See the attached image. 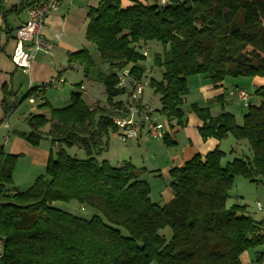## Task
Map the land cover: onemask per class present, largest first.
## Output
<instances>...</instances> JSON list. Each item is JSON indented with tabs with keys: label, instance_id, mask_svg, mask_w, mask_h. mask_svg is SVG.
<instances>
[{
	"label": "trees",
	"instance_id": "16d2710c",
	"mask_svg": "<svg viewBox=\"0 0 264 264\" xmlns=\"http://www.w3.org/2000/svg\"><path fill=\"white\" fill-rule=\"evenodd\" d=\"M4 1L0 24L11 14ZM87 21L85 39L107 67H98L87 49L69 54L68 64H77L85 80L103 86L106 103L88 106L78 84L69 105L52 108L44 101L37 109H48L49 118L31 113L23 120L29 133L21 136L30 146L38 147L44 138L58 146L49 153L44 176L24 192L10 193L18 156L0 149V264H241L242 253L264 246V223L246 215L245 206L227 208L226 202L234 178L264 176V86L254 90L259 104L247 107L240 126L229 113L213 116L208 107L189 105L202 123L197 130L202 140L228 135L246 140L252 159L222 166L224 153L218 148L195 155L169 171L172 199L164 207L151 201V189L140 179L144 168L111 166L97 158L106 152L117 121L128 115L117 74L130 67L139 79L149 70L141 54L144 44L161 45V53L152 57L161 79L148 78L159 97L154 111L167 124H184L188 78L205 76L212 86L227 77L264 79V0H166L127 8L119 0H100L88 10ZM41 86L19 98L1 85L0 126ZM162 144L174 146L167 136ZM73 147L86 159L70 157L65 149ZM72 201L99 213L106 224L98 216L83 220L52 207ZM166 228L169 239L160 234ZM255 255V264L264 259L263 253Z\"/></svg>",
	"mask_w": 264,
	"mask_h": 264
},
{
	"label": "crops",
	"instance_id": "0c3cea01",
	"mask_svg": "<svg viewBox=\"0 0 264 264\" xmlns=\"http://www.w3.org/2000/svg\"><path fill=\"white\" fill-rule=\"evenodd\" d=\"M40 1L42 0H32L25 2L20 0L4 1L6 9L10 10L11 14H15L16 17L19 15L14 29H11L8 25V19L11 14L7 16L5 23L0 24V32H4V29H9L12 31L8 32L7 34L4 32V34L7 41H12L13 46L14 31L19 23L25 21L26 8L35 3H39ZM119 1L123 8L133 6L136 2L143 5H151L150 2L153 4L155 3V0ZM99 2L100 0H61L59 11L56 13H51L45 18L44 28L42 31L43 37L55 45V50L52 55L49 56L37 54L31 63L29 71L23 72L21 70L22 73L20 74L22 75V79L19 81V91L21 89H25L26 94L29 89L43 85L53 77H59L63 79V84L59 85L57 89L47 90L43 95V99L52 108H62L69 105L70 94L75 91L73 86L76 87L78 84H80L79 89L84 90V81L90 85L97 86V83L83 79L84 77L82 68L80 66L77 64H68V55L77 53L82 49H87V41L85 39V31L88 23L87 12L90 9L97 8ZM20 14L22 16H20ZM2 25L4 26L3 29L1 27ZM56 36L58 38H56ZM10 55L11 54H9V56ZM66 70L76 74L77 77L75 82H71L72 90L67 89V91L64 87L68 79ZM228 83V80L225 78L222 83L212 86L205 76H193L187 79L188 95L186 97H188L190 104L198 105V103L194 101H200L201 104L198 106L202 108L208 107L210 109V107L215 103H220L222 111L226 102V93L229 91V88L227 89L226 87ZM3 84L0 82V87ZM248 84L252 88L251 91L253 94L256 88L264 86V79L260 77H252L250 78ZM7 85L13 91L17 92V94L19 93L14 88L13 77H11L10 83ZM234 87L240 88L237 85ZM97 89L98 87H93L92 90H89L88 93L84 95L86 100L89 102L86 103L88 106H94L96 104L101 106L105 105L106 100L96 101L97 98L95 96V91L98 92ZM217 97L219 98L215 100ZM121 100L124 101V97L123 99L121 98ZM140 102L142 104L151 106L147 101H144L143 95L140 99ZM186 103L187 100H185V104ZM257 104H259V99ZM257 104L250 103V105ZM36 105L38 106V104ZM185 108H188L189 110V106ZM36 111L37 110L32 107L29 110V114L36 113ZM226 113L233 115L235 117V121L237 122L235 116L237 113V108L235 106H231L230 110H228ZM14 115L15 113L3 125L0 126V149L2 148L6 154L18 156V160L12 174L13 184L10 189V193L22 192L28 189L36 177L43 176L42 173L45 170L50 151L54 153L53 150L58 149V146L56 144L52 145L47 138H44L38 147L30 146L21 136L22 134L29 133V129L23 121L24 116L22 118H19V116L17 118H13ZM243 116L241 117L243 118ZM1 117L2 111L0 112V118ZM201 125L202 123L191 112L190 118L186 120L183 125H177L176 121L170 122L168 124L165 136H167L168 140H170L174 146L169 148H166L162 144V140L150 139L144 132H141L136 140L127 143L129 144V149L126 152V156L122 158V163H128L136 169L144 168L147 172L141 175L140 179L146 181L147 183L149 177L154 180H158L163 176L170 180L168 173L172 168H179L183 166L187 161L197 154L203 157L215 148L221 150L222 141H217L215 139L202 140L200 138L197 130L199 127H201ZM45 128L43 129V132L48 131V129ZM115 138H117L116 135ZM151 140L161 141L160 146L166 150L164 151V159H161L160 155L158 154V145H153L150 143ZM105 153L97 158L98 162L105 161L103 160ZM108 163L113 166L109 160ZM171 199L172 195L166 191V188L162 189L159 187L156 197L153 198V200L151 199V201L159 207H164ZM81 209H83V206H81ZM260 248L261 247L242 253L239 257L240 263L255 264L254 262L256 255L254 257L253 254H255Z\"/></svg>",
	"mask_w": 264,
	"mask_h": 264
},
{
	"label": "rangeland",
	"instance_id": "374dc122",
	"mask_svg": "<svg viewBox=\"0 0 264 264\" xmlns=\"http://www.w3.org/2000/svg\"><path fill=\"white\" fill-rule=\"evenodd\" d=\"M20 1H32V0H20ZM150 4H153L152 2H150ZM22 14V13H21ZM20 14V16H22ZM24 15V14H23ZM18 17H16L15 14H11L9 16L8 19V25L11 29L15 28L16 25V20ZM2 29L4 28V26H1ZM87 50L88 52L92 55V57L94 58L96 64L98 67L105 69L107 66L103 65L98 57V53L96 50V47L92 44L87 43ZM142 50H147L148 51V57L149 59L147 60V66L149 67V72L148 75L149 77L156 79V80H160L161 79V69L155 67L152 64V57L155 54H160L162 49H161V45L157 42H151L149 44H144ZM13 49V43L11 40L7 41L6 40V36L4 34V32H0V82L1 84L3 83H10L11 77H13V84H14V88L19 92V98H22L23 95L25 94V89H21L19 91V81L22 79V75L20 73H22L21 70H16L15 67L12 65L11 61H10V56L9 54H11ZM18 71V72H16ZM67 73V81L64 85V87L70 90L72 88L71 86V82H75L76 80V74H73L72 72H70L69 70H66ZM84 79V78H83ZM150 79V78H149ZM228 80V84H227V89L229 88V91L226 93V102H225V106L223 108V110L221 111V104L220 103H215L213 106L210 107V112L211 115L216 116L218 114H220L221 112H228V110H230V107H236L237 108V113H236V124L238 126H240L242 124V117L243 115L246 114L247 112V108H244L242 103H240L236 97L234 95H229V92H233L235 91L234 86H239L240 88H242L244 90V92H246L249 95V103H254L257 104L258 103V99L252 94V88L249 86V81L250 78L249 77H240V78H231V77H227L226 78ZM77 83V82H76ZM78 84V83H77ZM84 90H79V92L83 95V101L84 103H89L86 100V97L84 96L86 93H88L89 90H92L93 87H98V92L95 91V96H96V101H103L106 100V95L104 93V88L102 85L97 83V86L94 85H90L88 83H86V81H84ZM73 88L75 90L78 91V87H74ZM240 88H236V89H240ZM72 90V89H71ZM123 99V97H122ZM143 99L144 101L148 102L152 108L158 110L160 105H159V97L154 94L153 90L151 88H146L144 90L143 93ZM120 100V97L115 98V101ZM125 100V99H124ZM185 100H187V103L183 105L182 110L184 111V123L186 122V120H188L190 118V112L188 110L190 101L188 100V97L185 98ZM197 102L198 105L201 104V102L199 103L198 101H194ZM231 104V105H230ZM229 105V106H228ZM36 104L32 105L29 104L27 100H25L24 102H22L18 109L15 111V115L13 118H17L19 116V118H22L24 116V119L29 115V110L30 108L34 107L36 111V113H41L43 115H45L46 117H49V112L48 109L44 108V109H36ZM228 106V107H227ZM1 112V109H0ZM23 119V120H24ZM157 119L161 122H164V118L158 116ZM49 125L46 126L45 129H48ZM131 142V141H129ZM127 142V143H129ZM126 142H122L119 138H115V134H110L108 139H107V151L104 154V159L105 161L108 162V160L110 161L111 164H113V166L118 165L120 166L122 163V158L124 156H126V152L129 149V144H127ZM150 143H152L153 145L157 144L158 145V154L160 155L161 159H164V151L165 148H163L161 145V141H150ZM142 147V145H141ZM58 149H54V153H56ZM65 151H67V154L75 159L78 160H85L86 159V155L85 153L78 149V148H66ZM221 151L224 153V158L221 160V165L224 166L225 164L233 161L234 159H238V160H247L248 158L252 159V151L249 148L248 142L246 140H241V141H237L235 140L231 135H228L227 138L223 139L221 142ZM163 161V160H162ZM42 175L44 176V171L42 173ZM162 176V175H161ZM39 177V176H38ZM36 177V178H38ZM36 180V179H35ZM34 180V181H35ZM169 182L170 180L163 177L159 178L158 180H154L152 178L149 177L148 179V185L151 189V199L153 200V198L156 197L157 192L159 187L166 188V191H168L171 195V191L169 188ZM33 184V183H32ZM21 188V187H19ZM27 190V189H26ZM25 191V190H24ZM22 191V192H24ZM260 203L263 207H264V176H259L256 179H254L253 181L250 180H246L244 178L241 177H236L234 178L233 184L231 189L228 191V199L226 202V207H230L232 205H238V206H245V213L246 215L250 216L254 221H263L262 216L260 213H258L257 209H256V204ZM52 207L54 209L60 210L62 212L71 214L75 217L81 218L83 220H90L93 216H98L105 224L106 221L105 219L97 212H95L92 209L89 208H83L81 209V206L76 203L75 201L69 202V203H62V202H55L52 204ZM264 223V222H263ZM121 233L122 236L127 237V233L125 230L123 229H118ZM160 234L165 236L166 239H169L170 237V231L168 228L160 231ZM258 253H263L264 254V246H262L260 249H258L257 251ZM255 257V254H253Z\"/></svg>",
	"mask_w": 264,
	"mask_h": 264
},
{
	"label": "built area",
	"instance_id": "2783aa9c",
	"mask_svg": "<svg viewBox=\"0 0 264 264\" xmlns=\"http://www.w3.org/2000/svg\"><path fill=\"white\" fill-rule=\"evenodd\" d=\"M165 1L155 0L158 5H163ZM60 5L61 0H42L26 8L25 21L19 23L14 31V46L10 55V61L16 69L28 72L37 54L52 55L55 45L43 37L42 31L45 18L51 13L58 12ZM141 54L146 63L149 59L148 51L142 50ZM148 73L149 70L145 69L144 75L136 79L131 75L130 67H126L117 74V88L125 91L123 105L128 115L117 121L115 135L124 143L136 140L141 132L153 140H162L166 134L168 124L157 119V113L151 106L140 102L144 90L149 87ZM63 82V79L53 77L41 86L40 92L26 100L32 105L43 103L44 93L50 89H57ZM229 95H234L244 108L250 106L249 95L243 89H235L229 92ZM256 209L264 222V207L257 203ZM2 247L0 240V259ZM258 264H264V259Z\"/></svg>",
	"mask_w": 264,
	"mask_h": 264
}]
</instances>
